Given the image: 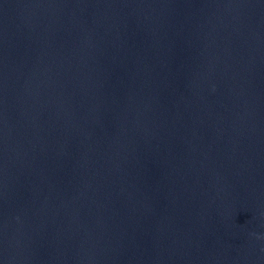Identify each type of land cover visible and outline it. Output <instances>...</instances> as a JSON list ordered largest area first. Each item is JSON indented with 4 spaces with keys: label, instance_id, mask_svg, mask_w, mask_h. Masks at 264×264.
<instances>
[{
    "label": "water",
    "instance_id": "water-1",
    "mask_svg": "<svg viewBox=\"0 0 264 264\" xmlns=\"http://www.w3.org/2000/svg\"><path fill=\"white\" fill-rule=\"evenodd\" d=\"M0 264H264V0H0Z\"/></svg>",
    "mask_w": 264,
    "mask_h": 264
}]
</instances>
